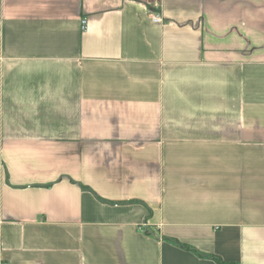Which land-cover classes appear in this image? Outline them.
I'll use <instances>...</instances> for the list:
<instances>
[{
    "label": "crops",
    "instance_id": "1",
    "mask_svg": "<svg viewBox=\"0 0 264 264\" xmlns=\"http://www.w3.org/2000/svg\"><path fill=\"white\" fill-rule=\"evenodd\" d=\"M216 258L264 264V0H0V264Z\"/></svg>",
    "mask_w": 264,
    "mask_h": 264
},
{
    "label": "built area",
    "instance_id": "2",
    "mask_svg": "<svg viewBox=\"0 0 264 264\" xmlns=\"http://www.w3.org/2000/svg\"><path fill=\"white\" fill-rule=\"evenodd\" d=\"M151 18H152V20H153L154 22H159V21H161V18H160V16H159L158 13H152V14H151ZM85 24H86V21L83 19V20H82V27H83V28L85 27Z\"/></svg>",
    "mask_w": 264,
    "mask_h": 264
},
{
    "label": "trees",
    "instance_id": "3",
    "mask_svg": "<svg viewBox=\"0 0 264 264\" xmlns=\"http://www.w3.org/2000/svg\"><path fill=\"white\" fill-rule=\"evenodd\" d=\"M216 260L219 262V264H224L222 261L216 258Z\"/></svg>",
    "mask_w": 264,
    "mask_h": 264
}]
</instances>
